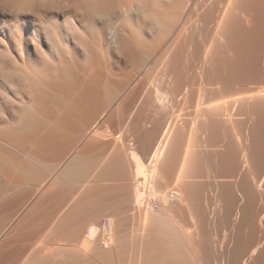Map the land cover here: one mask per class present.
Wrapping results in <instances>:
<instances>
[{"label":"bare ground","instance_id":"obj_1","mask_svg":"<svg viewBox=\"0 0 264 264\" xmlns=\"http://www.w3.org/2000/svg\"><path fill=\"white\" fill-rule=\"evenodd\" d=\"M206 1L0 0V264H264V0Z\"/></svg>","mask_w":264,"mask_h":264},{"label":"rangeland","instance_id":"obj_2","mask_svg":"<svg viewBox=\"0 0 264 264\" xmlns=\"http://www.w3.org/2000/svg\"><path fill=\"white\" fill-rule=\"evenodd\" d=\"M209 1H211V0H207L206 1V4H208V3H210ZM208 2V3H207ZM210 5V4H209ZM113 15V14H112ZM114 15H115V13H114ZM2 17H4V15H2L1 16V18ZM4 18H8V16H6V17H4ZM2 27V22L0 21V28ZM0 109H1V107H0ZM0 111H3V110H0ZM7 111L8 110H5V112L6 113H3V112H0V116H2V114L3 115H5V114H7V115H9V113H11L12 111H10V112H8L7 113ZM6 115V116H7ZM5 116V117H6ZM14 116V115H13ZM1 184V183H0ZM1 191V190H0ZM5 192V191H4ZM19 193H21V190H15L14 192H11L10 194H12V196H10L9 197V199H12V198H15ZM117 206V205H116ZM116 206H113V207H115L116 208V210H114L115 212L118 210V211H120L121 210V207L119 208V207H116ZM44 207H45V205H44ZM44 207H42V209L44 208ZM118 208V209H117ZM50 211V213H52L51 212V210L49 209V208H46L45 207V209L44 210H42L41 211V208H40V212H41V216L40 217H37L38 215H40V213H38L37 214V212L39 211V209L37 208V210L38 211H36L35 213H34V215H33V217L32 218H27L26 220H24V221H22L21 222V224H19V227H21V228H19V227H16V226H18V224H16V226H14L13 228H11L10 229V232L8 231L7 233H6V235H4L5 236V239H4V236H3V239H1L0 241V243H2V244H4V246H3V248L1 249V251L3 250V249H8V248H11L12 246H14L15 244L17 245H20V244H22V241H25L26 243H30V242H32V240L34 239V237L33 236H35V234H36V232H37V230H39V229H41V228H43V226L44 225H46V223H48L47 221H46V219L49 221V219L51 218V216H52V214H50V213H48V210ZM112 209H114V208H111V210ZM1 210H2V203L0 202V213H1ZM45 210H47V215L45 214ZM113 211V210H112ZM44 213V214H43ZM48 214L50 215V218L48 217ZM36 215V216H35ZM44 215V216H43ZM46 215V216H45ZM36 217H37V219H36ZM46 217H48V218H45ZM34 218V219H33ZM29 219V220H28ZM31 219H33V220H31ZM39 219V220H38ZM43 219H44V221H43ZM34 220H37V223H36V221H34ZM18 221H20V220H18ZM27 221H31V222H27ZM33 221V222H32ZM42 222H44V223H42ZM23 223V224H22ZM35 223V224H34ZM32 224V225H31ZM40 224H43V225H40ZM29 226V227H28ZM31 226H33L32 228H31ZM42 226V227H41ZM15 227L17 228V229H15ZM35 227V228H34ZM41 227V228H40ZM19 228V229H18ZM29 228V229H28ZM26 229V230H25ZM28 229V230H27ZM34 229V230H33ZM16 230V231H15ZM19 230V231H18ZM25 230V231H24ZM27 231H29V232H27ZM19 232V233H18ZM33 232V233H32ZM16 233V234H15ZM19 234V236H18V234ZM30 233V234H29ZM16 235V237H14L15 235ZM24 234V235H23ZM26 234V235H25ZM14 238H13V237ZM29 236V237H28ZM11 237V238H10ZM10 238V239H9ZM28 238V239H27ZM8 239V240H7ZM13 239H15L14 241H13ZM24 239H26V240H24ZM28 240V241H27ZM7 241V242H6ZM18 241V242H17ZM5 242V243H4ZM11 242V243H10ZM14 242V243H13ZM16 242V243H15ZM8 243V244H7ZM14 244V245H13ZM6 245V246H5ZM7 245H8V247H7ZM10 245H12V246H10ZM26 245V244H25ZM10 246V247H9ZM0 251V252H1ZM4 251V250H3ZM3 251L0 253V254H2L3 253ZM25 255L22 257V261H24L25 260ZM26 262H27V260H26ZM58 264H63L64 262L63 261H60L59 262V260L58 261H56ZM55 262V264H57ZM62 262V263H61Z\"/></svg>","mask_w":264,"mask_h":264}]
</instances>
